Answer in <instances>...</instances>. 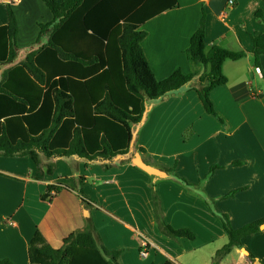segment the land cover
<instances>
[{"label":"crops","instance_id":"0c3cea01","mask_svg":"<svg viewBox=\"0 0 264 264\" xmlns=\"http://www.w3.org/2000/svg\"><path fill=\"white\" fill-rule=\"evenodd\" d=\"M229 1L178 0L176 7L143 24L142 48L158 80L178 70L192 71L186 50L203 8L208 47L218 45L232 52L252 49L251 36L262 29L255 13L261 10L264 14V2L232 0L231 7ZM6 2L17 16L19 48H31L39 25L52 20L50 11L36 17L32 10L41 0H0V27L8 24ZM223 72L227 84L211 94L222 122L206 113L195 92L183 91L154 103L139 134V148L146 151L141 154L148 165L163 172V167L174 168L197 191L172 181L167 172L166 178L149 176L131 161L122 166L119 161L107 163L112 168L105 170L101 164L86 166L76 158L58 159L55 174L36 181L37 167L29 158H3L0 260L30 264L28 245L37 231L53 249H59L65 238L84 229L91 216L103 245L110 251L123 250L120 264H161L165 260L212 264L216 252L228 242L214 212L227 215L234 229L264 220V55L259 67L247 53L242 60L227 61ZM214 167L219 169L208 177ZM78 177L86 179L83 190L94 203L91 213L82 210L72 190L52 193L51 202L42 201L49 185L73 189ZM154 184L166 223L192 231L194 241H174L158 231L151 195ZM206 198L213 201L212 209ZM145 244L151 245L150 253L142 259L139 251ZM243 245L245 251L234 249L220 264H264V231L245 238Z\"/></svg>","mask_w":264,"mask_h":264},{"label":"trees","instance_id":"16d2710c","mask_svg":"<svg viewBox=\"0 0 264 264\" xmlns=\"http://www.w3.org/2000/svg\"><path fill=\"white\" fill-rule=\"evenodd\" d=\"M52 20L39 25V34L30 49L17 44L19 26L11 3L6 2L8 24L0 27V158H29L37 167L36 181L55 174V160L76 158L86 166L119 161L129 163L139 148V133L148 120L152 105L183 91L195 92L206 113L218 116L212 92L227 84L223 72L227 61H239L247 53L259 67L264 55V14L255 13L262 29L254 33L250 51L232 52L205 44L206 15L202 9L186 57L192 71L174 72L158 80L144 54L146 33L143 24L178 5V0H41ZM223 1V0H211ZM264 2V0H263ZM45 169V170H44ZM169 178L188 191L197 186L164 168ZM219 169H211L213 172ZM78 177L75 187L49 185L42 201L51 202L52 193L74 191L83 211L94 203ZM152 203L158 231L180 241L195 240L188 229L167 224L157 186L152 185ZM234 193L226 196L231 197ZM213 208V201L205 199ZM221 221L227 244L216 252L212 264H220L234 249L244 250L247 237L261 233L264 220L241 229L231 226L229 217L214 212ZM123 250H108L91 218L85 227L53 249L37 231L28 245L30 264H120ZM252 262L255 258L249 252ZM0 264H13L0 260ZM161 264H175L165 260Z\"/></svg>","mask_w":264,"mask_h":264},{"label":"water","instance_id":"95a60500","mask_svg":"<svg viewBox=\"0 0 264 264\" xmlns=\"http://www.w3.org/2000/svg\"><path fill=\"white\" fill-rule=\"evenodd\" d=\"M131 164L140 171L145 172L149 176H154L159 178H166L168 176V174H166L165 172L148 165L147 162L143 159L142 154L139 152L134 154V156L131 159ZM260 229L261 231H264V225H262ZM244 253L246 254V252ZM256 264H262V263L256 262Z\"/></svg>","mask_w":264,"mask_h":264},{"label":"rangeland","instance_id":"374dc122","mask_svg":"<svg viewBox=\"0 0 264 264\" xmlns=\"http://www.w3.org/2000/svg\"><path fill=\"white\" fill-rule=\"evenodd\" d=\"M32 3V2H31ZM33 4V3H32ZM41 5H39V6H36L35 5V7L33 8V15L34 16H36L37 17V15L39 16H43V14L44 13H46V11H48V9L42 4V3H40ZM43 6V7H42ZM38 7V8H37ZM43 13V14H42ZM46 16H47V13H46ZM30 49V48H29ZM263 86H264V83H263ZM219 116V115H218ZM220 117V116H219ZM215 118V117H214ZM216 119H218V118H216ZM221 119V118H220ZM219 120V119H218ZM220 122H222V119L221 120H219ZM143 128V127H142ZM142 128H141V130H142ZM141 130H140V133H141ZM139 133V134H140ZM6 159H3V158H0V161H5Z\"/></svg>","mask_w":264,"mask_h":264},{"label":"built area","instance_id":"2783aa9c","mask_svg":"<svg viewBox=\"0 0 264 264\" xmlns=\"http://www.w3.org/2000/svg\"><path fill=\"white\" fill-rule=\"evenodd\" d=\"M229 6H231V7L234 6V2H233L232 0L229 1ZM150 247H151L150 244H145L144 246H142V248H141L140 251H139V256H140L142 259H146V258H148L149 253H150Z\"/></svg>","mask_w":264,"mask_h":264}]
</instances>
